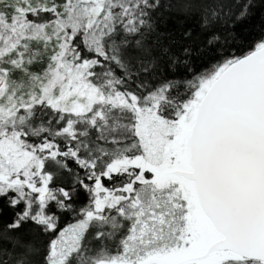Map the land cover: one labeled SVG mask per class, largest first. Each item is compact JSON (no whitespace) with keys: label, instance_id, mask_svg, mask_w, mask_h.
<instances>
[{"label":"snow or ice","instance_id":"1","mask_svg":"<svg viewBox=\"0 0 264 264\" xmlns=\"http://www.w3.org/2000/svg\"><path fill=\"white\" fill-rule=\"evenodd\" d=\"M0 264H264V0H0Z\"/></svg>","mask_w":264,"mask_h":264},{"label":"trees","instance_id":"2","mask_svg":"<svg viewBox=\"0 0 264 264\" xmlns=\"http://www.w3.org/2000/svg\"><path fill=\"white\" fill-rule=\"evenodd\" d=\"M259 33H260V28L258 24L254 26H250L248 29L245 30V35L247 36L249 43L254 42L258 38ZM203 62L205 63L210 62V58L206 57Z\"/></svg>","mask_w":264,"mask_h":264}]
</instances>
